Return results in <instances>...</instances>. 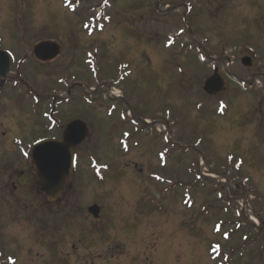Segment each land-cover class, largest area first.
I'll return each mask as SVG.
<instances>
[{
  "label": "rangeland",
  "instance_id": "rangeland-1",
  "mask_svg": "<svg viewBox=\"0 0 264 264\" xmlns=\"http://www.w3.org/2000/svg\"><path fill=\"white\" fill-rule=\"evenodd\" d=\"M231 1L0 0L6 48H64L21 66L1 115L0 184L18 190L0 193V264H264V0ZM216 68L230 87L208 97ZM74 119L91 136L50 204L24 155Z\"/></svg>",
  "mask_w": 264,
  "mask_h": 264
},
{
  "label": "water",
  "instance_id": "water-1",
  "mask_svg": "<svg viewBox=\"0 0 264 264\" xmlns=\"http://www.w3.org/2000/svg\"><path fill=\"white\" fill-rule=\"evenodd\" d=\"M61 54V46L54 42H44L35 47V55L43 62H50ZM245 66L250 67L249 59H244ZM9 66L3 68V77H6ZM211 96L219 95L225 89V82L218 70L209 78L203 87ZM90 131L82 121L72 122L64 133V139L49 140L38 143L32 151V164L42 185V191L46 193L49 202H56L64 193L66 185L72 175L75 165V150L82 146ZM102 209L99 206L90 208V213L99 219Z\"/></svg>",
  "mask_w": 264,
  "mask_h": 264
},
{
  "label": "flooded vegetation",
  "instance_id": "flooded-vegetation-1",
  "mask_svg": "<svg viewBox=\"0 0 264 264\" xmlns=\"http://www.w3.org/2000/svg\"><path fill=\"white\" fill-rule=\"evenodd\" d=\"M41 41V40H40ZM40 41L34 43H27L19 47L17 45L14 48H6V45L4 44V40L1 37L0 34V119L1 115L8 114L9 109L8 106L13 107L17 105V102L15 99H17V93H19L18 88L20 86V82L18 79L20 77L23 78V75L25 77H28L30 74L28 73V69L26 68L24 71L21 70V66H23L24 62H27L29 60L36 61L39 64V67L43 69L45 66H50L53 63H42L38 61L34 55V48L35 45L38 44ZM8 65L9 71L6 75V77H3V68ZM43 67V68H42ZM30 77V76H29ZM32 94V92H30ZM36 98V95L33 97V99ZM65 99L62 98V96L55 98L54 104L55 107L53 110L46 115L45 119L48 121V123L52 124L54 123L55 126L58 125V122L61 123V128L64 127V121L63 117L60 119L57 118V115L59 114V108L65 104ZM8 117V116H4ZM15 143V142H14ZM13 143V145H15ZM8 182L4 181V186L1 183L0 184V192H16L18 190L17 187H12L10 184L12 183L13 176L12 174L8 175ZM2 182V181H1Z\"/></svg>",
  "mask_w": 264,
  "mask_h": 264
},
{
  "label": "trees",
  "instance_id": "trees-1",
  "mask_svg": "<svg viewBox=\"0 0 264 264\" xmlns=\"http://www.w3.org/2000/svg\"><path fill=\"white\" fill-rule=\"evenodd\" d=\"M68 216V214L66 215V217ZM48 218H46V220H47ZM39 220V219H38Z\"/></svg>",
  "mask_w": 264,
  "mask_h": 264
}]
</instances>
